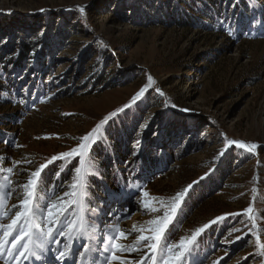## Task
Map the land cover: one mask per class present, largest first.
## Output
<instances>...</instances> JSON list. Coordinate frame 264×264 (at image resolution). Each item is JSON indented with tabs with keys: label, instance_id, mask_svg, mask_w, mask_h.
Instances as JSON below:
<instances>
[{
	"label": "rangeland",
	"instance_id": "rangeland-1",
	"mask_svg": "<svg viewBox=\"0 0 264 264\" xmlns=\"http://www.w3.org/2000/svg\"><path fill=\"white\" fill-rule=\"evenodd\" d=\"M133 1L0 0V49L3 50L13 49L23 34H31L35 29L40 31L39 36L47 31L48 25L57 32L61 19L49 18L77 13L66 22L71 23L72 33L55 55L51 68L38 71L36 80L43 84L42 97L27 107H23L22 99L17 109L9 103L0 105V130L11 137L6 145L0 136V162L4 177L8 178L0 179V185L12 189V195L5 201L9 215L0 216V224L11 222L18 210L13 205L20 204L23 185L32 178L31 173L42 170L41 165L61 162L71 177L57 183L55 190L36 187V195L42 194L37 198L38 203L32 201V204L38 210L36 219L45 230L53 227L55 231L59 227L65 235L55 237L60 243L49 244L50 250L43 260L22 257L16 261L13 259L16 249L12 255L7 253L12 238L0 232V239L8 241L0 254V264H64L56 259L57 250L69 246V252L76 253L83 251L85 244L94 250L97 264H139L132 257L138 255L139 249L146 250L147 245L144 242L139 247V237L151 236L153 232L149 229L155 227L152 221L170 211L177 193L206 178L219 166L224 157L219 153H227L225 142L230 140L255 143L258 147L253 152L242 150L239 153L242 157H231L235 168L225 176L216 193L191 213L184 222L181 237L220 214H237L239 219L230 229L232 235L204 264L212 261L213 264H264V255L259 254L264 251L260 247L264 245V18L257 23L261 30L258 35L230 40L218 32L183 25L175 17H170L175 21H166L167 24L156 19L143 26V17H135L136 13L129 10ZM257 3L264 14V0ZM80 7H84L83 13L78 11ZM31 66L32 63L28 64L22 78ZM100 73L99 80L92 85ZM149 76L155 81V89L159 88L164 95L156 97L151 92L149 98L156 102L149 104L131 132L125 155L121 156L124 161L117 167L125 173L133 157L144 154L149 147L159 146L164 154L163 169L155 172L146 188L131 189L104 208L105 216L98 212L90 220L95 242L78 238L80 223L74 221L78 210H71L68 205L66 209L65 204L68 199L74 202L78 197L75 190L79 188L74 187L77 178L92 169L77 158L61 154L78 148L84 135L148 84ZM33 82V77H27L20 92L34 98ZM169 132L174 137L166 138ZM176 135L185 137L183 141L192 138L195 143L186 153L179 154L181 146L175 141ZM54 156L56 160H52ZM76 167L81 172L77 173ZM49 204L53 206L51 219L57 221L54 224L47 223ZM250 206L256 212L252 218L245 215ZM64 209L66 212L61 213ZM69 212L72 228L66 227L71 221ZM119 232L124 235L120 236ZM102 233L117 238L109 242L108 252H95L96 248L104 247ZM113 254L116 259H112ZM67 264H81V259L70 255Z\"/></svg>",
	"mask_w": 264,
	"mask_h": 264
},
{
	"label": "trees",
	"instance_id": "trees-1",
	"mask_svg": "<svg viewBox=\"0 0 264 264\" xmlns=\"http://www.w3.org/2000/svg\"><path fill=\"white\" fill-rule=\"evenodd\" d=\"M129 10H133V13H136L134 14L135 17H143V26L152 24L156 19L164 24H167L166 21L177 20L182 22L183 25L198 26L207 32L224 34L230 40L247 39L251 36H256L261 31L258 30L257 23L262 21V17L264 18L262 8L258 5L257 0H135L134 5L132 4ZM55 13L59 14V12ZM72 14L75 15L77 13L73 11L49 18L53 21L61 19L57 32H53L51 25H48L47 31L42 36H39L40 31L35 29L31 34H23V38L18 40V44H15L16 46H13V49H0V105L9 103L17 109L18 102L22 99L24 100L23 107H27V105L36 103L42 97L43 84L36 80L38 79V71L41 73L51 68L55 55L71 36V23L67 24L66 22L70 21ZM152 16L155 18L149 19ZM170 17H175V20ZM34 51L36 52L34 53ZM30 63H32L30 72L22 78L23 72L27 70ZM101 73L98 77H94L92 85L96 84L95 81L99 80ZM27 77L34 78V98H30L27 93L22 94L20 92L24 90L22 87ZM103 77L101 76L100 79H103ZM144 87H140L139 91ZM152 91L156 97L160 96L154 85H150L145 94L137 98L135 103H133V98L136 97V94L127 102L111 111L101 121L99 129L95 132L92 130L90 140H82L80 142L89 145L91 148L90 155L95 163L91 168L92 170L89 171L94 174L88 179L90 187L87 195L85 196L80 189L75 190L78 195L75 200L76 203L70 202V199H68L65 208L67 209V205L71 210L76 208L78 214L74 217V221L80 223L83 217L90 226L89 231L91 234L93 228L90 220L98 212H100V215L105 216L104 208L110 202L122 198L128 191H132L131 189L133 188L139 190L146 188L147 184H149V179L154 178L155 172L163 169L164 154L160 152L159 146L149 147L144 154L133 157L125 173L119 166L117 167L124 161L121 156L125 155V145L131 132L141 121L143 113L148 109L149 104L156 102L151 101V98H149ZM126 105L128 107H125ZM169 134L166 135V138L174 137L171 132ZM5 135L6 133L0 130V136L4 137L7 145L10 143L11 137ZM184 138L183 136L175 138V141H179L181 146L178 149L179 154L186 153L185 151L189 150L195 143L192 138L183 141ZM93 139L98 140V143L92 145ZM150 143L148 142V144ZM225 143L228 145L226 148L227 153H225L227 155L224 154L219 166L206 178L191 184V187L188 188L184 195V199L181 201V207L177 209L173 221L168 225L164 236L159 242L161 246L164 244L173 245L172 255L175 256L180 250L182 238L185 241L183 254L179 259H173L172 264H204L215 255L216 248L232 235L230 229L233 228L239 218L237 214L226 213L207 221L205 224H208L209 227L202 233L196 234L197 228L181 237L184 222L191 213L208 197L216 193L217 189L222 185L225 176L235 168L232 165L231 157H234L233 155L242 157L239 153L243 152L242 150H246L235 145L230 146L227 141ZM82 152L84 158L87 159L89 157V148L83 149ZM77 161L81 163L79 158H77ZM60 166L61 162L45 166L41 170L42 179L38 181L37 189L39 187V190L51 187L50 189L55 190L57 183L64 181L65 177L70 178L71 176L65 173L67 166L63 165L59 169ZM4 176V169L0 162V179L4 180ZM41 194L36 195L35 192L33 198L35 204L38 203L37 198ZM71 195H74V192ZM250 207L252 212L248 213L246 211L245 215L252 218L256 212H254L252 206ZM66 209L61 213H65ZM68 217L72 221L70 212ZM213 221L215 223H212ZM99 224L100 222L98 221L97 226ZM149 235L145 236L151 237L154 233L151 236ZM194 235L196 238L192 239ZM92 236L94 240L86 238L87 241L93 240L95 242L96 236L93 234ZM77 237L79 238L80 236ZM73 239L75 238L71 240ZM144 242L150 244L155 241H141L138 246L141 247ZM147 252H149L148 247H146V250L145 248L139 249L137 252L139 257L138 255L132 257L134 263L140 262L142 253ZM158 255H163V253H158ZM149 264H154V262L150 261ZM211 264H213V261Z\"/></svg>",
	"mask_w": 264,
	"mask_h": 264
},
{
	"label": "snow or ice",
	"instance_id": "snow-or-ice-1",
	"mask_svg": "<svg viewBox=\"0 0 264 264\" xmlns=\"http://www.w3.org/2000/svg\"><path fill=\"white\" fill-rule=\"evenodd\" d=\"M81 13L85 11L84 7H80ZM155 81L151 76L148 77V84L145 85L144 88H142L137 94L136 97L133 98V103L136 102V99L140 96H143L145 92L148 90L149 86L154 84ZM156 91L160 95H164L163 91L159 88L156 89ZM174 106V105H173ZM125 107H128L127 105ZM99 129V125L96 126L93 131H97ZM91 138V133H88L84 135L81 139L83 141H88ZM98 143V140L93 139L92 145H95ZM229 145H235L236 147L246 149L248 152H253L258 145L255 143L247 144L244 141L240 140H230L228 141ZM89 148V157L87 159L84 158V154L82 152L83 149ZM91 148L89 145L85 143H80L78 148L73 149L70 153H62V157H74L79 158L81 163H86L88 165V168H92L94 166V159L91 158ZM219 155L223 156L224 152H220ZM57 157H52V160H56ZM41 169H43L45 166L41 165ZM9 172L12 171L11 168L8 169ZM75 171L77 173L81 172V169L79 167L75 168ZM94 173L90 171H85L83 175L79 176L77 184L74 185V187H78L80 190H82L87 195V191L89 189V183L88 179L93 175ZM32 178L28 180L26 184L23 185L24 193L23 197L20 200V204L13 205L14 208H17L18 210L15 211L14 216L11 218V222L7 225L0 224V232H2V235L4 237H11V248L7 249V253L9 255L13 254V249H16V254L13 256V259L16 261H19L22 257L27 258H33L37 261L43 260L44 255L50 250L48 248V245L51 243H57L60 242L55 239L57 235L64 236L65 231L63 228L57 227L54 231L53 227H47L45 230L44 227L41 226V224L37 221V215L38 210L33 206L32 201L34 198L36 186L38 184V181L42 179L41 177V170H37L31 173ZM7 177H4V180L7 181ZM189 188L191 185L188 186ZM188 191L186 188L184 192H180L176 194L174 202L171 204L170 213L165 212L164 216L162 218H158L157 220L152 221V223L155 225V227L150 228L149 231L153 232L154 235L151 237H145L140 236L139 239L141 241H155L154 243L147 244L146 247L149 248V252L145 253V255L142 257L139 264H149V262H154V264H172L173 259H179L181 255L183 254V251L185 249V241L182 240L180 243V250L175 254V256L172 255V248L173 245L164 244L163 246L160 245V240L164 236V233L168 227V225L173 221L174 216L176 215L177 209L181 207V201L184 199L185 193ZM12 195V189L8 187L7 185H0V216H7L9 215V212L7 211V204L5 201L7 198ZM119 195V194H115ZM73 203H76L74 201ZM47 207V216L48 224H54L57 221H53L51 218L53 216L52 212V205L49 204ZM43 210V209H41ZM155 211V209H153ZM248 213L252 212V208L249 207L246 209ZM219 219V218H218ZM62 223V221H60ZM212 223H215L213 221ZM21 224L24 226L21 227ZM73 222L69 221L68 225L66 227L72 228ZM89 225L86 223L85 219L82 217L80 221V227L77 231V235L81 238H87V239H93L92 234L89 231ZM105 227H108V225H105ZM209 225L205 224L203 228H198L196 230V234L202 233L206 228H208ZM15 233V235H13ZM104 240V247L103 249L96 248L95 252H108L109 251V242L114 241L117 237L111 236L108 233H102ZM120 236H123V232H119ZM69 238H71V234H69ZM195 235L192 239H195ZM8 243V241L0 239V254H2V250L4 249V245ZM115 247L119 248L120 245H115ZM125 249H127V246H124ZM261 248H264V245L260 246ZM69 246H66L63 251L57 250L58 255L56 259L58 261L63 260L64 264H67L68 257L71 256H78L81 259V264H84L85 259H87V264H97V259L94 255V250L89 247L87 244L83 245V251H78L76 253H70L69 252ZM158 253H163V255H158ZM260 255H264V251L259 253ZM117 257L115 254L112 255V259H116Z\"/></svg>",
	"mask_w": 264,
	"mask_h": 264
}]
</instances>
